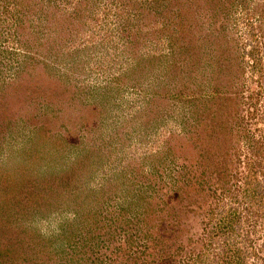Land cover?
I'll use <instances>...</instances> for the list:
<instances>
[{
    "label": "rangeland",
    "instance_id": "rangeland-1",
    "mask_svg": "<svg viewBox=\"0 0 264 264\" xmlns=\"http://www.w3.org/2000/svg\"><path fill=\"white\" fill-rule=\"evenodd\" d=\"M0 264H264V0H0Z\"/></svg>",
    "mask_w": 264,
    "mask_h": 264
},
{
    "label": "trees",
    "instance_id": "trees-1",
    "mask_svg": "<svg viewBox=\"0 0 264 264\" xmlns=\"http://www.w3.org/2000/svg\"><path fill=\"white\" fill-rule=\"evenodd\" d=\"M90 195H91V193L90 192H88ZM92 196H93V194H92Z\"/></svg>",
    "mask_w": 264,
    "mask_h": 264
}]
</instances>
